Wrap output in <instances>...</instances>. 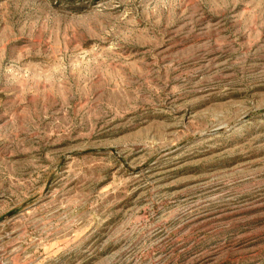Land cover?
<instances>
[{"label":"rangeland","instance_id":"1","mask_svg":"<svg viewBox=\"0 0 264 264\" xmlns=\"http://www.w3.org/2000/svg\"><path fill=\"white\" fill-rule=\"evenodd\" d=\"M0 264H264V0H0Z\"/></svg>","mask_w":264,"mask_h":264}]
</instances>
